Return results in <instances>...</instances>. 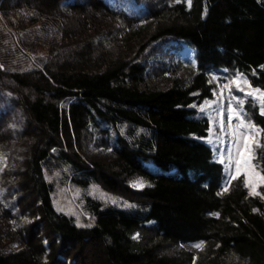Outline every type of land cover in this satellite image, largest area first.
Returning a JSON list of instances; mask_svg holds the SVG:
<instances>
[{
	"label": "trees",
	"instance_id": "obj_1",
	"mask_svg": "<svg viewBox=\"0 0 264 264\" xmlns=\"http://www.w3.org/2000/svg\"><path fill=\"white\" fill-rule=\"evenodd\" d=\"M0 17L52 34L29 69L0 35V264H264V201L226 188L194 108L220 74L264 95V0H0ZM56 171L132 206L87 195L81 227L54 206Z\"/></svg>",
	"mask_w": 264,
	"mask_h": 264
},
{
	"label": "rangeland",
	"instance_id": "obj_2",
	"mask_svg": "<svg viewBox=\"0 0 264 264\" xmlns=\"http://www.w3.org/2000/svg\"><path fill=\"white\" fill-rule=\"evenodd\" d=\"M29 13H25L24 17H29ZM23 26L24 29H23ZM22 31L17 29L15 25L10 24V20L0 17V35L2 37V45L5 46L3 33L13 34L12 40L15 46L12 47L15 52L14 58L10 61L14 65L23 68H31L40 65V59L45 60L48 51L45 47L46 43L51 40L52 34L45 35L44 24L39 22L36 26H30V22L24 23ZM30 30H32L30 32ZM19 31V32H18ZM23 33H26L23 35ZM14 34L16 36H14ZM18 44V46H17ZM74 46V45H72ZM10 57V56H9ZM23 59L24 61H20ZM213 96L212 99L204 101L201 105L194 108L201 116L206 118L210 123L208 137L203 140L213 151L216 161L222 164L226 172V188L235 180L232 177L237 175L236 160L237 147L243 148L244 137L252 136L255 141L261 144L262 132L254 121V113L263 111L264 95L254 90L248 80L241 75H217L212 80ZM239 85V88L237 87ZM253 93L252 96L247 93ZM236 97V98H233ZM243 121L245 127H238ZM248 125H254L255 128H249ZM258 133V135H257ZM259 147L253 143L254 159L252 165L255 171L250 172L252 182L256 185V192L264 201V182L259 180L256 172L262 174L257 163V151ZM101 162L109 163L108 158H98ZM246 169L243 164L238 175L246 180L244 175ZM48 178L54 182V206L59 211L76 219L77 224L81 227L90 226L93 223L91 215L86 211L84 206L85 196H90L103 205L117 206L123 208L131 207L126 196L115 194L106 190L101 184H92L87 190L73 186L61 172L56 171L53 175L48 174ZM250 195L252 189L244 183ZM134 191H140L143 188L140 180H135L130 185Z\"/></svg>",
	"mask_w": 264,
	"mask_h": 264
},
{
	"label": "snow or ice",
	"instance_id": "obj_3",
	"mask_svg": "<svg viewBox=\"0 0 264 264\" xmlns=\"http://www.w3.org/2000/svg\"><path fill=\"white\" fill-rule=\"evenodd\" d=\"M189 3H191V0H189ZM237 87L239 88V85H237ZM257 92H259V89H256ZM247 95L252 96L253 93L249 92L247 93ZM236 98V97H233ZM238 99V98H236ZM262 115H264V111H262L261 113ZM238 127H245L243 121H241V123L238 125ZM249 128H255L254 125H248ZM258 135V133H257ZM253 143H255L256 147H262V145L259 144L258 141H255V138L252 136H246L244 137V143H243V148L237 147L236 151H237V160H236V172L237 175L233 176V179H237L238 175L240 173L241 170V165L243 164L244 168L246 169L244 175L246 177V180L244 181V183L249 186L252 189V194L253 195H260V193L256 192L255 188L256 185L255 183L252 182V179L250 177V172L251 171H255V166L252 165V160L254 159V151H253ZM262 156H264V153L261 154ZM256 176L259 177V180L261 182H264V175H261L259 172H256ZM194 247H202V245H193Z\"/></svg>",
	"mask_w": 264,
	"mask_h": 264
}]
</instances>
